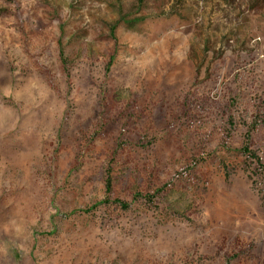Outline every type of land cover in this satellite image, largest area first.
Segmentation results:
<instances>
[{"label":"rangeland","instance_id":"374dc122","mask_svg":"<svg viewBox=\"0 0 264 264\" xmlns=\"http://www.w3.org/2000/svg\"><path fill=\"white\" fill-rule=\"evenodd\" d=\"M248 135L264 0H0V264H264Z\"/></svg>","mask_w":264,"mask_h":264},{"label":"trees","instance_id":"16d2710c","mask_svg":"<svg viewBox=\"0 0 264 264\" xmlns=\"http://www.w3.org/2000/svg\"><path fill=\"white\" fill-rule=\"evenodd\" d=\"M249 140H250V135L247 136V140L245 142V145L243 146L242 148V154L246 155V156H251L252 158L256 159L257 162L259 163V167L264 171V164L262 163L261 159L258 157V155L256 153H254L253 151H251L250 149V143H249ZM105 189H106V199H105V203H116L118 205H120V207L122 209H127L128 208V205L123 202V201H112V178L110 175H108L107 177V180H106V184H105ZM145 198H148V196H146Z\"/></svg>","mask_w":264,"mask_h":264}]
</instances>
